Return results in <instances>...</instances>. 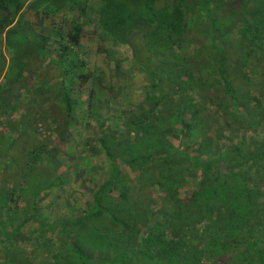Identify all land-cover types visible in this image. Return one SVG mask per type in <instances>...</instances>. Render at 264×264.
I'll return each mask as SVG.
<instances>
[{
  "label": "trees",
  "instance_id": "obj_1",
  "mask_svg": "<svg viewBox=\"0 0 264 264\" xmlns=\"http://www.w3.org/2000/svg\"><path fill=\"white\" fill-rule=\"evenodd\" d=\"M0 264H264V0H0Z\"/></svg>",
  "mask_w": 264,
  "mask_h": 264
}]
</instances>
